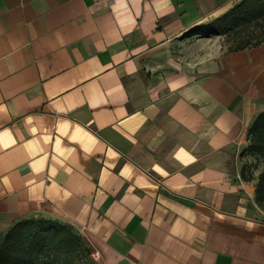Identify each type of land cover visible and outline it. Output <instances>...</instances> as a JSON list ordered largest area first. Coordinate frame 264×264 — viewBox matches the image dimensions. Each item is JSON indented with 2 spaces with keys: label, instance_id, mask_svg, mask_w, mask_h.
<instances>
[{
  "label": "crops",
  "instance_id": "0c3cea01",
  "mask_svg": "<svg viewBox=\"0 0 264 264\" xmlns=\"http://www.w3.org/2000/svg\"><path fill=\"white\" fill-rule=\"evenodd\" d=\"M236 1L0 0V230L67 220L100 264H264L241 154L264 43L207 26Z\"/></svg>",
  "mask_w": 264,
  "mask_h": 264
},
{
  "label": "trees",
  "instance_id": "16d2710c",
  "mask_svg": "<svg viewBox=\"0 0 264 264\" xmlns=\"http://www.w3.org/2000/svg\"><path fill=\"white\" fill-rule=\"evenodd\" d=\"M209 32L223 34L227 52L264 43V0H238L208 23ZM248 153L262 163L255 199L264 208V109L247 129ZM247 178H253L246 176ZM91 253L83 234L67 220L31 216L0 231V264H89L80 256Z\"/></svg>",
  "mask_w": 264,
  "mask_h": 264
},
{
  "label": "rangeland",
  "instance_id": "374dc122",
  "mask_svg": "<svg viewBox=\"0 0 264 264\" xmlns=\"http://www.w3.org/2000/svg\"><path fill=\"white\" fill-rule=\"evenodd\" d=\"M216 17H213L211 18L208 23H211ZM205 25V24H204ZM213 33V32H212ZM216 35H220V39L223 40V43L225 45V48L227 50V45L225 43V36L223 34H219V33H216ZM242 152V151H241ZM243 166L247 169V171H252L253 172H257L259 173L261 168H262V163L256 159L255 157H253L252 155H249L248 153H244L243 155ZM258 175V174H257ZM259 206V205H258ZM259 208H261L263 211H264V208L259 206ZM0 231H4V230H0ZM80 259L83 261V262H87L89 264H100L99 260L97 257L93 256L92 255V251L91 253H83L81 256H80Z\"/></svg>",
  "mask_w": 264,
  "mask_h": 264
},
{
  "label": "built area",
  "instance_id": "2783aa9c",
  "mask_svg": "<svg viewBox=\"0 0 264 264\" xmlns=\"http://www.w3.org/2000/svg\"><path fill=\"white\" fill-rule=\"evenodd\" d=\"M92 255L95 257H98V253L97 252H92Z\"/></svg>",
  "mask_w": 264,
  "mask_h": 264
}]
</instances>
